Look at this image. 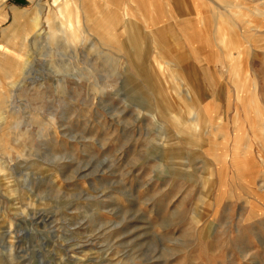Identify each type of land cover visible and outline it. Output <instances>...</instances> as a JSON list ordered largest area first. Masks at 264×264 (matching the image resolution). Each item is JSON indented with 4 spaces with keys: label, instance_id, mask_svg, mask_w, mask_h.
Returning <instances> with one entry per match:
<instances>
[{
    "label": "rangeland",
    "instance_id": "1",
    "mask_svg": "<svg viewBox=\"0 0 264 264\" xmlns=\"http://www.w3.org/2000/svg\"><path fill=\"white\" fill-rule=\"evenodd\" d=\"M0 264H264V0H0Z\"/></svg>",
    "mask_w": 264,
    "mask_h": 264
},
{
    "label": "bare ground",
    "instance_id": "2",
    "mask_svg": "<svg viewBox=\"0 0 264 264\" xmlns=\"http://www.w3.org/2000/svg\"><path fill=\"white\" fill-rule=\"evenodd\" d=\"M68 6V5H67ZM67 6H66V8H67ZM81 9V8H80ZM86 13H87V11L85 10V9H83V11L81 10V11H79V12H77L76 14H73V13H68V16H67V20H68V22H69V28H71L72 29V27L74 28V27H77L78 28V30H79V28L82 26V23H83V21H82V19L83 18H85L84 16H86ZM102 16V15H101ZM104 18L106 19L107 17H106V15L104 14ZM107 16H108V19H106V21L107 20H109L112 16H110L109 17V15L107 14ZM144 18H146V17H144ZM73 32H75V30L73 29ZM72 32V33H73ZM76 35H77V33H76ZM76 35H74V36H76ZM77 37V36H76Z\"/></svg>",
    "mask_w": 264,
    "mask_h": 264
}]
</instances>
